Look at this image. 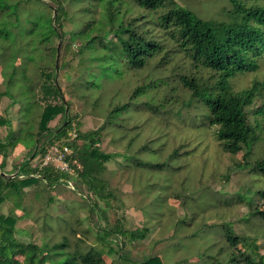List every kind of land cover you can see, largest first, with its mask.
<instances>
[{"label":"trees","instance_id":"obj_1","mask_svg":"<svg viewBox=\"0 0 264 264\" xmlns=\"http://www.w3.org/2000/svg\"><path fill=\"white\" fill-rule=\"evenodd\" d=\"M227 1L223 19H203L175 0H0V39L10 53L0 96L19 105L17 128L0 120L7 126L0 154L6 159L8 151L27 152L14 177L3 172L4 160L0 163V205L12 201L14 206L8 215L0 214V264H107L105 248L143 240L147 227L130 230L117 221L113 227L97 224L96 236L87 244V231L77 212L83 210L87 221L99 212L106 221L100 203L110 206L119 194L108 176L109 161L134 172L133 188L138 193L155 188L153 178L186 169L188 158L198 150L196 144L184 138L180 147L187 149L184 155L164 136L154 134L158 139L145 140L143 136L150 133L139 123L144 114L158 116L159 108L177 104L172 96L176 90L182 94L173 115L189 118L185 129L195 134L212 130L223 153L244 152L243 159L252 156L258 139L248 108L262 95L264 81L241 90H232L231 82L255 71L264 60V0ZM61 52L77 63L61 61ZM174 60L189 66L176 74L179 88L167 89L162 96L161 69ZM144 70L147 82L129 88L131 77ZM61 71L65 89L57 80ZM76 103L98 115L102 125L82 131L71 114ZM254 115H264V108ZM57 116L62 122L49 128ZM71 132L75 138L66 144L72 150L68 162L75 161L72 175L42 165L49 146L68 139ZM108 133L118 143L127 141V146L137 139V148L103 151L99 144ZM239 166L264 175L263 159ZM35 185H40L42 193L62 187L75 195L64 203V217L46 214L42 218L44 230H53L54 224L55 232L60 223L70 228L71 222L78 221V230L71 228L73 245L65 234L58 241L38 245L16 239L17 221L29 217L24 190ZM259 195L264 198V191L256 190L247 198L248 214L264 222V209L252 204ZM205 196L199 189L186 197L178 195L181 215L171 208L172 233L160 240L165 254L146 255L133 264H264L255 239L236 235L229 223L208 224L204 214L210 201ZM58 200L48 195L40 207L46 210ZM152 204L150 214L156 216L166 203L155 197ZM78 231L81 236L75 237Z\"/></svg>","mask_w":264,"mask_h":264},{"label":"rangeland","instance_id":"obj_2","mask_svg":"<svg viewBox=\"0 0 264 264\" xmlns=\"http://www.w3.org/2000/svg\"><path fill=\"white\" fill-rule=\"evenodd\" d=\"M175 1L181 7L192 10L203 19H223L228 8L227 0ZM261 3L264 4V1ZM65 28L69 29V24ZM73 49H75V45H73ZM61 56L63 57L62 52ZM9 58V49L0 39V93H3V73L7 69V64L10 61ZM59 61L60 53L58 54L57 67ZM61 61L71 65L77 63V60L72 59L70 54L63 57ZM188 66L189 64L187 62L174 60L168 66L161 69V76L165 81V85H162L159 90L162 96L167 92V89H171L172 87L179 88L176 74L181 71V67ZM58 75V83L62 89H65L66 81L63 77V72H59ZM147 75L146 70L139 72L137 75L135 74L130 79L131 83L129 88H132L133 85H140L147 82ZM255 81H264V60L259 62V66L255 71L237 76L231 82L232 90L248 88ZM181 94L182 92L180 90L173 92L172 96L174 101H177V104L173 106L167 105L166 109L159 108L157 112L158 116L146 113L139 120V123H142L148 133H150H146L143 136L145 140L152 138L158 139L154 134L164 136L167 140L174 141L172 142L173 147L178 149L179 153H185L184 155L188 153L186 148H180L181 144L184 143L182 141L184 138L196 144L198 150L193 156L188 158L186 169L168 171L160 179L153 178L152 182L155 183V188L148 192L141 191V193H138V190L133 188L135 184L133 179L134 172L125 169L118 162H116V165L113 161H109L106 163L108 176L111 179L112 187H116L119 194L118 201L111 202L110 206L105 207L103 203H100V207L105 211L106 221L100 218L99 212L93 214L90 221L84 218L86 213L83 210L77 212L78 218L82 219V227L87 231L84 235L87 244H90L96 236L98 230L97 224L113 227L117 221H121L124 227L130 230L147 227V233L143 240L125 243L123 247L119 246V248L115 244L110 246L108 250L105 248L103 257L107 264H133L134 261L140 260L146 255H154L157 253L164 255V251L166 250L165 243L160 242V240L172 233V224L169 222L170 219H168V216L173 215V212H170V210L174 208L176 216H180L182 200L178 198V195L186 197L188 194L194 193L197 189L206 192L205 198L210 201L208 205L210 207L204 214V216L208 217V224L229 223L236 235L255 239V243L258 246V254L264 257V222L250 218L248 214L249 204L247 201V198L251 197L252 193L256 190L264 191V175L252 173L246 168L239 166L246 162L253 163L255 160H264V115H254L256 110L264 108V91L248 108L250 113H253L250 116V121L253 122L258 141L252 148V156L246 159H243L244 152H240L234 156L223 153L214 141L213 135L211 134L212 130L195 134L190 129H185L184 127H188L185 121H188L189 118H176L173 115L179 106ZM73 106L71 114L76 115L74 123L78 121L82 131H93L102 125V119L98 115L90 113L88 109L79 103ZM18 109V104L11 105V100L5 96H0V120L9 121L12 126L17 128ZM61 122V116H57L49 123V128L53 129L59 126ZM6 134L7 126L0 124L1 141H3ZM174 134L176 135L174 136ZM68 136L69 138L64 141L69 142L75 138L72 132ZM114 139L111 133L104 134L99 147L107 153L122 152L123 148L127 147L132 151L137 148V139L130 146H127V141L118 143ZM26 155L27 152L22 148L8 151L6 159H3L0 154V163L3 160L5 163L3 172L10 177H14L17 166L26 158ZM119 161L121 160L119 159ZM68 165L70 173H64L72 175L75 161L68 162ZM48 195H55L59 200L57 204L54 203L46 210H43L40 207L41 201ZM240 196L244 197V200H241ZM74 197L75 195H72L67 189L62 187L54 188L50 193H42L40 185L26 188L24 190L23 204L29 211V217L17 221L15 225L17 228V232L15 233L16 239L24 244L31 242L38 245L42 242L58 241L61 238V234H65L71 245H73L76 240L74 239L71 228L78 230V221L71 222L70 228H67L68 224L60 223L59 231L55 232L54 224L53 230H44L42 218L46 214L54 218L57 216L64 217V203L67 199H74ZM155 197L162 198L166 204L163 206L161 213L152 216L150 214L153 212L152 200ZM252 204L253 207L264 209V198L260 195L255 196ZM13 209L12 201H6L0 205V214L6 216L10 212H13ZM18 213L20 214V212ZM248 218L250 220L246 222L245 219ZM79 236L81 234L78 231L75 237ZM108 239H111V237ZM236 249H239V246ZM255 260L258 261L257 256ZM46 264L50 263L47 262Z\"/></svg>","mask_w":264,"mask_h":264},{"label":"built area","instance_id":"obj_3","mask_svg":"<svg viewBox=\"0 0 264 264\" xmlns=\"http://www.w3.org/2000/svg\"><path fill=\"white\" fill-rule=\"evenodd\" d=\"M71 155V149L66 144V141L61 143H53L45 151L41 158L42 165H53L57 170L61 172L70 173V168L68 165V159Z\"/></svg>","mask_w":264,"mask_h":264},{"label":"water","instance_id":"obj_4","mask_svg":"<svg viewBox=\"0 0 264 264\" xmlns=\"http://www.w3.org/2000/svg\"><path fill=\"white\" fill-rule=\"evenodd\" d=\"M3 175V174H2Z\"/></svg>","mask_w":264,"mask_h":264}]
</instances>
